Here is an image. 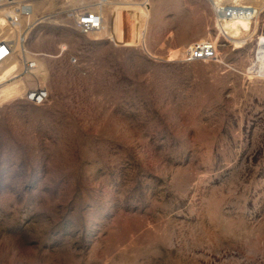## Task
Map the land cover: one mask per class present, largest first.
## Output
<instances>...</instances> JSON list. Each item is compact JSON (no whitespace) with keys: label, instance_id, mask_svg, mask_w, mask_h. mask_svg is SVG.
<instances>
[{"label":"rangeland","instance_id":"rangeland-1","mask_svg":"<svg viewBox=\"0 0 264 264\" xmlns=\"http://www.w3.org/2000/svg\"><path fill=\"white\" fill-rule=\"evenodd\" d=\"M0 38V264H264V0H0Z\"/></svg>","mask_w":264,"mask_h":264},{"label":"built area","instance_id":"built-area-1","mask_svg":"<svg viewBox=\"0 0 264 264\" xmlns=\"http://www.w3.org/2000/svg\"><path fill=\"white\" fill-rule=\"evenodd\" d=\"M257 12L256 7H253L250 4H221L214 13L220 14L223 19H229L231 16H250L251 18L255 17ZM219 17V16H218ZM75 25L82 28V32L86 33L93 30H98L100 28V18L97 13L94 11H83L79 12L78 19L76 20ZM12 53L11 46L8 41L0 40V63L4 59L8 58ZM215 56V44L210 40H201L191 44V47L187 49L184 53L185 61H194V60H209ZM34 63L31 60L24 61V71H29L33 68ZM12 75H15L13 72ZM22 96H25V100L33 103L39 104L42 103L47 96V92L44 88H32L26 90Z\"/></svg>","mask_w":264,"mask_h":264},{"label":"bare ground","instance_id":"bare-ground-1","mask_svg":"<svg viewBox=\"0 0 264 264\" xmlns=\"http://www.w3.org/2000/svg\"><path fill=\"white\" fill-rule=\"evenodd\" d=\"M221 4L222 3L219 2V1L213 2V14H214V19H215V22H216V25L217 26H218V24H221V23H244V24H247L248 23L249 24L250 22L253 21L252 19H254L256 17V15H255V17L251 18L250 17L251 14H250V16H245V15L238 16V15H235L234 17L231 16L229 19H223V17H221L220 14H218V13L215 14L214 13V11L216 10V8H218ZM253 7H255V6H253ZM32 10L33 9H32V7L29 4H24V5L21 6L19 12L22 15L28 17L31 14ZM94 12H96V11H94ZM96 13H97L98 17L100 18V28L98 30L89 31V32H86V33L100 31L104 27V18H103V16L99 12H96ZM78 14H79L78 11H74L73 13L70 14L74 18V22L75 23H76V20L78 19ZM256 14H257V12H256ZM15 17L16 16L13 14L12 16H8L7 18L9 20V22L11 23V19H15ZM75 26L77 27V29L80 32H82V28H80V26H78V25H75ZM218 30H219V28H218ZM222 34L225 37L229 36V35L226 34V32H223ZM229 37H231V36H229ZM0 40H4V39H1L0 38ZM5 41H7V40H5ZM8 42H9V44L11 46V50H12V53H13V51H14V47L13 46L14 45L11 43V41H8ZM189 47H191V45H189L187 49H189ZM255 53H256L255 54V59L252 60L250 66L247 68V70H248V72L250 74H256V75L264 76V39H262V40H260L258 42ZM11 54H10V56H11ZM6 61H7V58L4 59L3 62H1L0 64L4 63ZM31 61L34 63V66H33V68H34L35 67V62L33 60H31ZM15 71H16L15 70V64H10L7 67H5L3 70H1L0 71V84L2 83L3 80H5V78L14 76L12 74Z\"/></svg>","mask_w":264,"mask_h":264}]
</instances>
